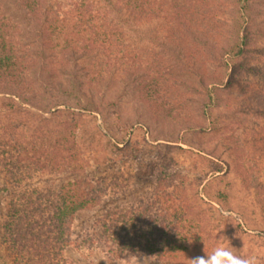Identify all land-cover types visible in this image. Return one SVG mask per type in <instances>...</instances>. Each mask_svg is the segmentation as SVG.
I'll use <instances>...</instances> for the list:
<instances>
[{"label":"rangeland","instance_id":"rangeland-1","mask_svg":"<svg viewBox=\"0 0 264 264\" xmlns=\"http://www.w3.org/2000/svg\"><path fill=\"white\" fill-rule=\"evenodd\" d=\"M58 1L69 8L74 0H49V3L55 6ZM93 2L97 9L93 22L97 27L102 21V3ZM242 2L170 1L169 6L177 4L183 8L180 18L169 16L168 21L160 17L161 13L158 17L136 20L123 8L107 12L110 24L115 27L114 38L127 46V55L137 54L143 62L141 71L148 72V78L165 83L162 100L154 97L153 83L137 84L138 72L127 66L119 68L115 59L112 61L106 55L95 56L108 65L91 71L89 68L87 73L85 66L90 55L94 56L99 48L76 61H69L72 55L69 49L66 56L59 54L58 62L65 58L62 63L51 65L46 58L37 62L35 68L56 72L57 80L65 85L67 75L61 72L64 68L75 66L81 70L79 87L99 109L79 110L86 104L80 94L79 104L75 101L72 105L74 111L82 114L81 121L72 124L66 136L77 153L72 158L75 161L64 160L63 167H45L34 172L26 180L29 186L58 189L62 184L67 188L75 180L98 179L117 185L113 196L105 197L92 209L75 213L71 225L74 235L90 228L109 209L123 210L139 200L145 201L161 182L168 194L187 200L190 206L187 225L190 223L192 230L205 231L203 235L212 246L209 253L223 242L235 254H255L264 264V118L241 111L240 106L247 104L250 95L245 89L244 75L238 83L225 88L230 69L219 61L228 59L227 51L237 36V13ZM251 6L254 49L264 45L258 32L264 26V0H252ZM0 14L18 27L21 42H33L31 48L35 47L34 22L18 0H0ZM59 48L61 53L63 46ZM241 59L245 67H260L264 63L263 57L254 51ZM211 75L223 77L222 84H210ZM203 77L208 87L199 83ZM250 78L257 85L260 77ZM155 89L159 90L158 83ZM63 108L59 105L54 109ZM9 197L10 194H0V232ZM105 250L69 245L63 252L65 264H171L172 261L145 255L111 259ZM0 264H9L1 239Z\"/></svg>","mask_w":264,"mask_h":264},{"label":"trees","instance_id":"trees-1","mask_svg":"<svg viewBox=\"0 0 264 264\" xmlns=\"http://www.w3.org/2000/svg\"><path fill=\"white\" fill-rule=\"evenodd\" d=\"M18 1L34 22L35 47L31 48L33 42H21L18 27L9 17L0 14V194H10L0 239L9 264H65L63 252L69 245L88 250L106 249L111 259L145 255L172 260L171 264L209 253L212 246L203 235L205 231L192 230L190 223L187 225L190 207L187 200L168 194L161 182L145 201L139 200L138 204L123 210L109 209L90 228L74 235L71 225L75 213L92 209L105 197L113 196L115 182L73 180L67 188L62 184L58 189L56 186L46 189L29 186L26 181L45 167L56 169L63 167L64 160L75 161L72 158L77 153L66 136L72 124L81 121L82 114L74 111L72 105L75 101L79 104L80 94L86 104L79 110L98 112L99 109L79 87L81 70L75 66L64 68L61 72L67 75L65 85L57 80L56 72L35 68L37 62L46 58L51 65L62 63L65 58L58 62L59 57L70 51L69 61H76L99 48L94 56L90 55L85 66L87 73L91 68L108 65L95 56L97 53L106 55L112 61L115 59L119 68L127 66L138 72L137 84L153 83L154 97L162 100L165 83L150 79L148 72L141 71L143 62L138 60L137 54L127 55V46L114 38L115 27L110 24L107 12L123 8L136 20L158 17L161 13L160 17L168 21L169 16L180 18L183 7L169 6L174 0H101L102 21L96 27L93 21L97 18V9L93 0H74L69 8L60 1L55 6L50 5L49 0ZM237 1H243L237 13V36L227 51L228 59H219L221 66L230 69L223 85L229 88L244 75L245 89L250 95L247 104H242L240 109L264 118V63L260 67H245L241 59L251 51L258 52L264 59V45L251 48L255 32L252 0ZM258 32L264 38V26ZM61 45L63 50L59 53ZM257 76L260 78L256 85L250 77ZM209 77L210 84L223 82V77ZM206 81L204 77L199 79L201 85L208 87ZM157 83L160 91L155 89ZM216 85L213 88H217ZM59 105L64 108L54 109ZM217 165L222 168L221 163Z\"/></svg>","mask_w":264,"mask_h":264},{"label":"clouds","instance_id":"clouds-1","mask_svg":"<svg viewBox=\"0 0 264 264\" xmlns=\"http://www.w3.org/2000/svg\"><path fill=\"white\" fill-rule=\"evenodd\" d=\"M189 242L191 241L189 240ZM189 261L190 264H261L260 259L255 254L237 255L223 242L217 244L210 253L196 256Z\"/></svg>","mask_w":264,"mask_h":264}]
</instances>
